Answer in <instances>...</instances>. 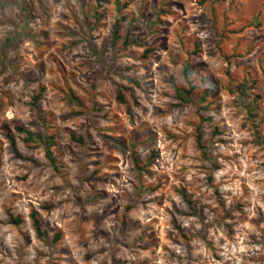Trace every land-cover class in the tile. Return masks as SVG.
I'll list each match as a JSON object with an SVG mask.
<instances>
[{"label":"rangeland","instance_id":"obj_1","mask_svg":"<svg viewBox=\"0 0 264 264\" xmlns=\"http://www.w3.org/2000/svg\"><path fill=\"white\" fill-rule=\"evenodd\" d=\"M262 68L264 0H0V264H264Z\"/></svg>","mask_w":264,"mask_h":264},{"label":"trees","instance_id":"obj_2","mask_svg":"<svg viewBox=\"0 0 264 264\" xmlns=\"http://www.w3.org/2000/svg\"><path fill=\"white\" fill-rule=\"evenodd\" d=\"M94 13H95L94 15L96 16L97 11L94 10ZM96 18H98V16H96ZM118 31H119L118 23H115L113 26V38L114 39L119 38ZM190 66L191 65L189 62H186L184 64V73L186 74V76H187L188 70L190 69ZM262 74L264 76V68H262ZM186 80H187V77H186ZM125 90H127V87L122 86V85L117 86V96H118V99L122 102H126V99L124 97V91ZM175 92H176V96H177L178 100H180L181 102L188 103L191 101V94L193 92L191 87L189 88V87H185V86L175 85ZM36 111L38 113L37 119L39 121H44L45 119L39 115V109L38 108L36 109ZM250 114H255V113H253V111L250 110L249 115ZM16 129L20 133L23 134L25 141L31 142L35 146L42 147L45 151L46 157L48 158V160L50 161L52 166L55 169L57 168V159H56L55 151L53 149V147L57 144V141L55 139L54 134L48 133L47 131H43L42 133H32L22 126H16ZM70 136L73 140H76L78 142H82V140H83L82 137H80V136L76 137L73 133ZM7 138L10 141L11 148H12L13 152L15 153V155L18 157L22 156L18 150L16 138H15L14 134L11 132L7 133ZM258 138H259V142L262 145H264V134ZM198 144L200 146H202V148L204 149L203 145H201V134L198 135ZM129 147H130V158H131V162L133 163V167L140 174L142 172V170H144L146 164L150 163V159L147 161V163L140 164L139 159L136 156L135 144L131 142ZM204 152H205V150H204ZM181 194L183 195V198L185 199L187 204L189 206H191L192 201H191L190 196L188 194H186V192L184 190L181 191ZM9 216H10V220L12 223L19 224L22 221V219L19 215L15 216L12 213H9ZM30 219H31L32 227L35 230L37 237L41 238V239H44L45 237H47L48 230L44 227V224L42 222L40 214L36 209L31 210ZM60 237H61V232H57V233H55L53 240L56 241Z\"/></svg>","mask_w":264,"mask_h":264}]
</instances>
